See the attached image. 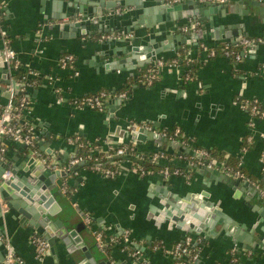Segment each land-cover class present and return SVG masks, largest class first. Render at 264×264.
I'll list each match as a JSON object with an SVG mask.
<instances>
[{"label":"crops","instance_id":"0c3cea01","mask_svg":"<svg viewBox=\"0 0 264 264\" xmlns=\"http://www.w3.org/2000/svg\"><path fill=\"white\" fill-rule=\"evenodd\" d=\"M120 1L124 3L125 0ZM128 1L132 6L114 11L103 9L104 19L101 20L102 26H99L92 21L96 20L94 16L99 13V8L95 7L98 0H0V21L22 70L30 75L29 78L41 81L40 85L27 90L30 106L19 124L32 126L39 136L44 133L41 138L44 145L54 152L62 151L60 166L77 154L78 149L66 143L67 138L75 136L97 144L107 154L126 144L146 151H158L151 141L145 145L133 142L129 135L131 125L158 132L179 128L191 139L193 146L214 150L224 158L239 155L243 141L250 135L252 148L242 155L241 165L251 178L258 181L262 170L264 119L254 120L249 127V114L241 110L235 100L255 98L264 104V74L258 72L264 64L263 45L238 64L221 56L209 59L197 49L200 44L212 46L215 33L210 29L205 35L198 33L201 32L200 25L184 18L192 10L182 11L181 19L173 24L165 22L163 16L161 25L164 32L154 33L160 25L155 23L158 15L154 11L155 4L151 0ZM81 2L85 3L88 17L79 18L85 21L91 18L86 28L87 35H80L79 31L74 37L71 33L60 35V31L50 27L58 23L52 15L64 16L75 3ZM141 3L143 8L137 9L135 5ZM146 8H153V12H148ZM237 10L238 16H233L235 19L243 16L242 7L237 6ZM251 10V27L246 32L250 37H264V13L260 14L257 8ZM108 16L114 18L109 19ZM140 21L142 25L138 24ZM176 23L187 24V27L168 28ZM150 24L153 27L146 28ZM185 28L194 39L179 47L180 42L186 39L183 35ZM118 33L123 36L116 39L119 41L100 40L103 35ZM127 35L132 37L124 38ZM133 45H147L152 49L169 46L159 54L158 59L164 60L173 58L179 49L188 47L191 58L197 63L193 80L184 79L188 71L184 67L164 69L154 85L135 88L118 110L114 99L107 103L103 112L78 109L69 103L71 99L100 91H115L124 86L127 79L135 77L142 67L133 69L138 63L129 57ZM1 50L0 44L2 58ZM65 55L73 56L74 63L62 69L60 61ZM121 60L125 63L119 64ZM74 72L78 75H73ZM7 81L14 80L10 67L4 61L0 63L1 104L6 103L4 94L12 88L11 84L4 83ZM45 134L49 135L48 140ZM120 135L123 137L122 143H119ZM21 146L7 144V157L2 163L4 168L20 167L22 162L29 160V150ZM23 175L25 173L22 172ZM77 177L83 180L76 186ZM76 178L66 180L72 194L71 200L61 190L64 178L56 181L57 188L53 195L66 212L69 230L82 221L76 209L83 216L87 214L91 217V227H86L87 230L82 231L80 237L96 261L105 259L111 264H132L135 259L141 264H175L169 252L154 250V246L159 243L169 249L190 234L176 229L174 225L170 230L168 222L160 221L158 213L150 212L148 206L152 202L164 201L172 208H179L181 202L193 195L195 198L202 197L211 203L214 210L236 221L238 229L245 227L244 233L241 231V235H238L245 242L237 241L220 223L214 227L216 235H209L208 240L197 237L200 239L197 264H228L234 246L240 250L241 264H264V201L259 198L250 180H241V186H238L241 193L236 195L232 188L208 179L209 174L204 178L197 170L188 180L181 177L164 180L159 174L140 177L124 165L114 177L82 170ZM15 215L17 212L8 210L0 216V258H4V264L6 244L13 248L14 255L21 260V263L12 264H70L64 261L61 251L56 256L46 254L42 261L37 260L32 243L37 236L35 229L29 227L27 220H19ZM94 231L115 236L128 231L129 238L124 245H116L106 255L98 251L92 234ZM244 244L250 249L247 250ZM3 262L0 261V264Z\"/></svg>","mask_w":264,"mask_h":264},{"label":"water","instance_id":"95a60500","mask_svg":"<svg viewBox=\"0 0 264 264\" xmlns=\"http://www.w3.org/2000/svg\"><path fill=\"white\" fill-rule=\"evenodd\" d=\"M146 1V0H143ZM155 7L154 11L158 12L155 23L160 25L154 33L164 32L162 29L163 16L165 22L179 21L184 10H192L184 16L186 19L192 20V22L200 25L201 34H206L207 29L213 30L215 33L214 44L233 42L242 37H250L247 34V28L251 27V17L253 16L252 8H257L260 14L264 13V3L257 0H227L226 3H204L199 0H183V2L168 5L165 0H151ZM85 3H75L72 6V10L65 13L64 16H53L57 24H53L54 30L62 33L75 34L79 31L80 35H87L86 28L91 23V18L88 20H82L79 17H88L84 8ZM124 6H132L130 1L125 0H98L95 4L96 8H99V13L95 15V19H92L93 24H99L102 26L104 18L102 16V10L114 11L116 9H122ZM137 9L143 8V3L135 5ZM238 7H242L243 16L240 18H234L238 16ZM148 12H153V8H146ZM236 10V11H235ZM146 12V11H145ZM143 12V14L145 13ZM176 13L175 16L173 14ZM181 15V16H180ZM93 17V18H94ZM109 19L114 18L108 16ZM116 19V17H115ZM96 22V23H95ZM142 25V22H138ZM191 25V24H189ZM153 25H146V28L151 29ZM187 27V24L176 23L174 26H168V28H183ZM108 32L107 30H105ZM153 33V34H154ZM186 39L182 40L178 45L190 43L194 38L189 33L184 32ZM64 36V35H63ZM119 41V40H110ZM121 41V40H120ZM128 41V40H126ZM130 43V42H129ZM154 45V44H153ZM169 46H164L157 49H152L151 46H136L130 50V56L137 60V65L133 68L144 67L150 65L159 58V54L166 50ZM123 49H121L122 51ZM258 49H253L250 53H254ZM264 50V45L263 49ZM142 51H145L143 53ZM123 52H125L123 50ZM129 52V50H128ZM128 58V57H127ZM3 59L0 57V63H3ZM129 62V61H126ZM125 61H119V64H124ZM9 67V63H6ZM121 69V68H120ZM10 78V75H9ZM7 85L11 84L12 87L18 88V85L14 81L4 82ZM16 90V89H15ZM5 91V90H4ZM16 93V92H15ZM4 97L8 100L10 93H5ZM116 109L120 108L122 101L114 99ZM112 114L114 111L111 112ZM130 137L133 142L137 144L145 145L146 142L151 141L152 146L157 150L165 151L170 154H191V152L184 146H181L178 141H170L158 131H151L147 127L139 125L130 126ZM43 134H40V138H43ZM45 139H49V135L45 134ZM119 143L123 142V137L119 136ZM21 148H26L24 145ZM39 151L47 155L53 163L59 164L62 158V151L54 152L52 148L46 147L44 141L41 140L38 143ZM29 160L22 162V165L12 169V179L10 181H0V216L2 215L1 207L5 204L8 210L17 212L15 215L19 220L25 219L29 222V227L35 229V235L43 238L49 246L47 256H56L58 252L63 253V259L70 264H111L108 260L96 261L93 254L85 246L80 237V233L86 229L83 222V213L76 209L82 221L74 225L72 230L67 227V221H69L66 212L58 205L53 191L57 188L56 181L58 179L66 178L68 171L56 170L50 171L44 164L41 163L40 158L33 155L29 150ZM66 159V158H64ZM66 163V162H65ZM75 168V167H73ZM4 171V166L0 163V176ZM25 175L21 176V173ZM197 172L204 178L209 174V178L212 181H217L225 184L228 188H232L236 195L241 193L238 186H241V180L230 177L221 173L219 170H205L198 169ZM82 177H77L75 185H79L82 182ZM59 192V191H58ZM197 198V199H196ZM190 195V198L180 203V207L172 208L164 201L152 202L151 206H148L150 212H157L160 216V221H167L168 228L171 230L172 226L182 232H186L195 237H202L205 240L209 239V235L214 234V227L217 223L223 224L230 232V235L235 237L239 242H245L241 240L238 235L244 230L245 227L238 229V223L226 216L219 210H214L213 206H210V202H206L202 197H196ZM213 210H210V209ZM151 216V214H149ZM205 227V228H204ZM235 228V229H234ZM87 230V229H86ZM89 230V229H88ZM241 235V234H240ZM246 235H244L245 237ZM249 237V236H248ZM247 250L250 246L244 244ZM97 246V245H96ZM98 251L102 253L101 249L97 246ZM3 262L4 258H0ZM4 264V262L2 263Z\"/></svg>","mask_w":264,"mask_h":264},{"label":"built area","instance_id":"2783aa9c","mask_svg":"<svg viewBox=\"0 0 264 264\" xmlns=\"http://www.w3.org/2000/svg\"><path fill=\"white\" fill-rule=\"evenodd\" d=\"M261 3H264V0H257ZM181 0H165V3L168 5L180 3ZM204 3H220L224 4L227 0H201ZM119 13V11H116ZM197 24V23H196ZM184 32H187V28L184 29ZM39 33V32H37ZM132 35H127L124 38H131ZM123 38L122 35L113 34V35H103L100 37V40H116ZM0 44L2 46L1 56L2 59L9 63L10 73L12 75L13 72L21 70L22 67L20 65L19 60L17 59V54L13 47L11 46L7 34L2 27L0 21ZM224 45L221 47V57H224L228 60L233 59L235 63H241L242 60L250 53L251 50L257 49L261 45H264V37H242L233 42H224ZM217 45L214 44L212 46H208L205 44H200L198 48L201 50L200 52L204 53L207 58L213 59L218 57ZM236 49V52L233 51ZM178 54V53H177ZM177 54L169 59H157L155 62L150 64L149 72L151 73L147 79V86L151 87L153 84V80L160 75L161 71L164 69H171L175 67H184L186 70L190 68L189 65L182 66L180 63L177 62L175 59ZM186 57L188 58L187 63H192L193 60L190 56V51L186 53ZM74 63V58L71 55H65L61 61L60 66L62 69H67L68 65ZM259 74H264V64L261 65L259 68ZM25 73V72H24ZM73 75H78L77 72H74ZM186 75V74H185ZM30 75L25 73V76L22 78L23 82H31L35 78H29ZM185 80H190L189 76H184ZM31 88V84H27V86H22L21 88H11L10 89V98L6 101V103L2 106L0 110V163H4L7 157L8 147L7 144L12 143L16 145H24L28 150H30L33 155L40 158L42 164H44L50 171L56 170H63L69 171L71 168L77 166L78 164L83 163L87 158L86 157H76V155L69 160L65 165L60 166L59 164L53 163V161L39 151L38 143L42 140L38 134H36L35 129L29 125H20L19 121L22 119L25 112L28 110L30 106V99L27 96V90ZM16 92V93H15ZM18 93H25L23 97H21L18 101L14 100V97ZM104 96V94H101ZM128 98L127 93L119 94L115 99L120 101H125ZM242 98H237L235 100V104L243 111L249 114V127L252 126L253 121L256 119H264V104H262L258 99H244L243 102L240 101ZM72 100V99H71ZM69 103L78 109H88L92 111L103 112L104 107L98 97L94 98H84L81 103L74 102ZM149 130L155 131L151 128ZM162 136L166 137L170 141H178L179 137L183 138L185 135L179 128H175L171 133L167 132H160ZM264 138V136H263ZM80 137L75 136L66 139V143L68 145H72L76 148H80L83 146L82 143L79 142ZM179 142V141H178ZM246 142L251 144L252 137L249 135L246 139ZM180 143V142H179ZM184 141L180 143L181 146H184ZM91 144V143H90ZM93 145L94 154H101L103 153L100 147L97 144ZM133 145V144H132ZM199 156H203L205 158L208 157V153L205 150H198L195 152ZM90 157V156H89ZM112 158H123V160L118 162H112ZM109 159L111 160V164L115 167L114 170H105L104 173L100 172L99 167H94L92 169L93 172L101 174L105 177H114L119 172H121L124 165L128 166L133 172L137 173L140 177H146L151 174H159L164 180H169L172 177H181L185 180L191 178L192 174H189L186 169H205V170H219L225 175L230 177L244 180L249 182V180L239 171L230 172V169L222 163L219 167L215 166L213 163L205 164L202 161L194 162L190 158L184 156V154H170L165 151H146L140 148H137L135 145L132 147L126 146H118L116 147L112 153L109 155ZM261 162H262V170L261 174H264V149L261 153ZM146 163L162 165L164 166L160 170L156 171L155 173L147 170L144 165ZM173 165L172 167L168 165ZM225 172V173H224ZM12 175V169L8 166L4 168L3 173L0 176V181H10ZM67 179H63L61 190L64 195H66L68 189ZM255 187L258 196L261 200H264V189H261L259 185L253 184ZM73 192V191H72ZM75 206V204H74ZM8 209L6 208L5 204H2V212L3 214L7 213ZM83 222L86 227L90 228L92 225V219L89 215L83 216ZM93 237L97 246L101 249V251L108 255L110 254L108 251L109 246L115 247L116 245H124L128 238L129 232L124 231L120 236H115L112 234L105 233L104 231H94ZM32 243L35 246V253L36 259L42 261L48 250L49 246L48 243L41 237H34ZM199 245L200 239L193 235H187L178 240L171 248L167 249L163 247V245L157 243L154 246V250H164L165 252H169L175 259V264H197L199 261ZM6 258L5 264H12V263H21L13 252V248L6 244ZM136 255V254H135ZM134 255V256H135ZM230 262L232 264L236 263L241 264V253L237 246H234L229 255ZM132 264H141L138 260H133Z\"/></svg>","mask_w":264,"mask_h":264},{"label":"trees","instance_id":"16d2710c","mask_svg":"<svg viewBox=\"0 0 264 264\" xmlns=\"http://www.w3.org/2000/svg\"><path fill=\"white\" fill-rule=\"evenodd\" d=\"M9 40V39H8ZM217 46L215 48H217V54L218 56L221 55V47L224 45L223 43H218L216 44ZM189 51L188 47H183L181 49L178 50V54L176 56V60L178 63H180L182 66L185 65H189L190 68L188 69L186 75L189 76L190 80H186V81H191L194 78L195 75V71H196V62H192V63H187L188 58L186 57V53ZM197 51H201L199 48L197 49ZM234 52H236V49H233ZM231 62H234L233 59L230 60ZM235 63V62H234ZM72 64L68 65V67H70ZM150 65H146L142 68H140L138 70V73L135 77H130L129 79L126 80L124 86H122L119 89H116L115 91H100L94 94H90V95H85V96H81L78 98H74L72 100H70V102H74L75 100L79 103H81L83 101L84 98H94V97H98L101 101V103L103 104L104 110L106 108L107 103L112 100L115 99L119 94L121 93H127L130 94L131 92L134 91L135 88L138 87H149L147 86V79L150 76ZM185 75V76H186ZM25 76L24 70H18L12 73V78L13 80L16 82V84L18 85V88H21L22 86H27V84H31V88H34L38 85L41 84V81L38 78H35L33 81L31 82H23L22 78ZM160 75H158L154 80H153V85L159 80ZM185 79V77H184ZM101 94H104V96H101ZM23 95H25V93H18L15 95L14 100L18 101L21 97H23ZM241 102L244 101V99H240ZM124 102V101H123ZM122 102V103H123ZM4 104L0 103V110L2 109V106ZM174 130V129H173ZM172 130V131H173ZM167 132L168 134L171 133ZM183 133V132H182ZM178 141L180 143H182L183 141L184 143V147H186L191 154H184V156H186L187 158H190L192 161L194 162H198V161H202L205 164L208 163H213L215 166L219 167L222 163L225 164V166L227 168L230 169V172H236L239 171L241 172L248 180L252 181L254 184L259 185V187L261 189H264V174H260V178L256 180H254V178H251L243 169L242 167V155L244 154L245 151L249 150L252 148V144H249L246 142V140L243 141V145L242 148L240 150L239 155L237 156H230L228 158H224L223 155L218 154L216 151L214 150H207V149H203V148H197L195 146H193L191 139H189L187 136L181 138L179 137ZM80 143L83 144L82 147L77 148V154L76 157H86L87 159L81 163L78 164L77 166H75V168H71L68 171V174L66 176V178H76V176L82 171V170H90L92 171V169L94 167H99L100 168V172L104 173L105 170H114V166L111 164L112 162H118L123 160V158H112V162L109 159V155L112 152H108L107 153H101V154H94L92 153V149H93V145H91L90 143H88L87 141L83 140L80 138L79 140ZM120 146H126V147H132V144H126V145H120ZM198 150H205L209 155L207 158L203 157V156H199L198 154H195L196 151ZM90 156V157H89ZM111 162V163H110ZM170 167H172L173 165H168ZM144 167L147 170H150L151 172L155 173L156 171L160 170L161 168H163L164 166L162 165H156V164H150V163H146L144 165ZM187 170V172L189 174H194L195 169H190V168H184ZM225 173V172H224ZM71 191L68 190L65 197H67L68 199H72V194L70 193ZM264 201V200H263ZM112 246H109L108 251L109 253L112 250ZM228 264H232L230 262V260L228 261ZM234 264H237L234 263Z\"/></svg>","mask_w":264,"mask_h":264}]
</instances>
